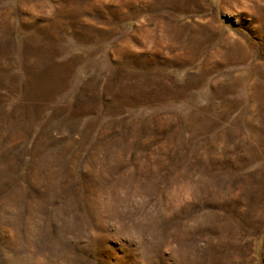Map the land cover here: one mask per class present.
Instances as JSON below:
<instances>
[{
	"label": "rangeland",
	"instance_id": "1",
	"mask_svg": "<svg viewBox=\"0 0 264 264\" xmlns=\"http://www.w3.org/2000/svg\"><path fill=\"white\" fill-rule=\"evenodd\" d=\"M0 264H264V0H0Z\"/></svg>",
	"mask_w": 264,
	"mask_h": 264
}]
</instances>
